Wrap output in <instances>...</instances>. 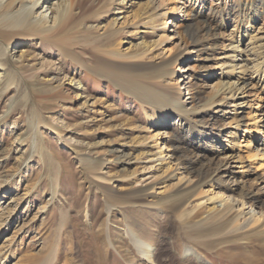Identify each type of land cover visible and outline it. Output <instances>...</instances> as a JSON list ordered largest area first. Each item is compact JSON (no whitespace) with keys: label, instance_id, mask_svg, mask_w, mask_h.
I'll return each instance as SVG.
<instances>
[{"label":"rangeland","instance_id":"rangeland-1","mask_svg":"<svg viewBox=\"0 0 264 264\" xmlns=\"http://www.w3.org/2000/svg\"><path fill=\"white\" fill-rule=\"evenodd\" d=\"M70 1L71 9L64 23L69 19L75 23L73 32L78 35L73 50L83 62L65 57L45 41L19 40L9 47H14L9 57L12 80H6L5 76L0 80V264H150L135 253L129 239L131 230L153 245L156 264L192 262L185 253L188 245L197 248L204 264H264V247L257 240L246 237L232 245L207 249L185 237L183 225L199 223L201 228L202 219L216 206V201L208 199L213 195L211 192L226 195L231 192L225 187L220 190L204 184L188 195L180 207L185 210L184 216H178L179 209L164 208L162 200H175L188 191L192 172L180 174L175 166L169 167L156 158V141L150 137L151 123L146 116L151 111L148 105L113 80L96 75L92 70L94 64L84 65L104 50L123 61L139 60L140 65L160 67L170 51L176 52L181 47L183 53L190 55L186 54L185 61L176 65L175 71L179 73L185 65L195 68L197 56L214 54L218 60L228 49L217 50L222 46L210 49L211 44L220 41L211 38L200 51H189L183 25L191 17H182V11L176 17L178 27L169 24V30L174 28L173 36L157 45L164 26L158 14L165 3ZM258 1L226 0L229 7L225 10L220 0H204L198 5L184 6V10L194 16L202 8L201 21L204 19L225 33L235 27L236 33L238 25L232 17L244 19L242 8ZM179 7L183 9L177 3V10ZM224 10L231 18H225ZM252 26L253 32L264 39V13L255 15ZM166 34L171 35L170 31ZM236 39L243 40V36ZM244 51L248 55L245 61L254 57L248 48ZM250 65L257 93L264 99L262 68L256 67L254 61ZM178 73L175 78L180 76ZM163 82H169L168 77ZM25 93L27 101L23 98ZM70 97L72 101H67ZM175 118L171 114L170 123L178 128ZM37 123V135H32ZM188 128L189 125L178 128L182 132L178 136L173 131L172 136L178 139L171 144L172 148L184 144L187 135L193 137ZM227 130L219 133L211 132L209 127L201 129L203 134L218 135L216 150L190 140L195 148L186 147V154L210 150L214 160H218L228 146ZM231 130L242 139L240 153L245 155L246 143L251 142L253 135ZM33 142L38 143L37 148ZM38 148L41 151L37 152ZM252 163L256 173L233 194L238 196L243 190L253 189L256 181L253 183L252 179L264 175L261 163L258 160ZM251 182L253 186H249ZM257 182L260 187L264 184ZM101 185H108L117 196L140 195L142 199L130 198L131 203L120 205L103 194ZM262 189L259 194L264 198V186ZM146 202L150 205H145ZM255 210L264 211V204L255 206ZM1 220L5 222L1 224ZM196 227L191 228L192 232ZM252 242L254 245H247Z\"/></svg>","mask_w":264,"mask_h":264},{"label":"bare ground","instance_id":"bare-ground-1","mask_svg":"<svg viewBox=\"0 0 264 264\" xmlns=\"http://www.w3.org/2000/svg\"><path fill=\"white\" fill-rule=\"evenodd\" d=\"M153 1H157L161 5L165 3L164 11L159 9L162 12L158 14V18L163 20L164 26L158 41H156L157 45L158 42L162 44L173 36V29L178 27L176 17L182 11V17H191V21L185 22L183 25L184 34L187 36L186 41L189 42V51H200V48L208 40L217 38L220 41L211 44L210 49L222 46L223 48L217 50L224 51V48H227L228 52L218 56V60L214 54L210 57L208 55L197 56L195 61L198 62L196 65L194 64L195 68L185 65L179 69V73L178 70L175 71L176 65L185 61V55L189 54L183 53L179 46L176 52H169L160 67L140 65L139 60L123 61L116 58L114 53L108 54L104 50L99 54H94L91 63L84 62V65L90 67L94 64L92 70L96 75L113 80L125 88L129 94L148 105L151 111L146 113V116L151 123L149 126L150 137L156 141V158L165 161L169 167L175 166L180 174L192 172L186 187L188 191H183L175 200H162L161 204L164 208L174 211L179 209L178 216H184L185 210L180 207L187 201L188 195L195 193L204 184L216 186L220 190H224L225 187L227 192H231L227 195L219 191L211 192L213 195L208 199L212 202L216 201V206L202 219V224L199 225V227L202 225L201 228H198L199 223L183 225L185 237L207 249L232 245L246 237L252 241L261 242V246L264 247V211L258 213L255 210V206L264 204L262 201L264 198L259 194L263 193L264 184L260 187L257 182H263L264 175L261 174L252 179L253 183L254 180L256 181L253 189L243 190L238 196L233 194L237 188H243L247 179L256 173V170L254 172L251 168L252 161L258 160L261 163L260 166L264 167V99L257 93L250 65V61H254L256 67L262 68L264 75V39L253 32L252 26L255 15L264 13V0H259L256 5L251 3L248 5L249 7L242 8L240 12L241 15H244L245 21L242 18L232 17L234 23L238 25L236 33H233L235 27L225 33L217 31L204 19L201 21L202 8L197 9L194 16L184 10L187 5H198L204 0H192L191 2L189 0ZM177 3H180L183 9L179 7L177 10ZM220 3H222L223 9H228L229 4L226 3V0H220ZM71 5L70 0H0V80L2 76H5L6 80H12L9 57L14 47L12 46L10 49L9 47L19 40H39L41 43L45 41L52 44L65 57L83 62L79 58V54L73 50L78 35L73 32L75 23L73 19L64 23ZM161 5L159 8L162 7ZM37 7L39 10H36ZM225 10L223 11L225 18H231ZM246 13L250 15H246ZM153 18L151 17V20ZM169 24L174 28L169 30ZM168 31L171 35L166 34ZM238 35L243 36V40H237ZM91 46L97 48L96 44ZM245 48L251 50V53L253 52V58H246V61L249 62H246L244 58L248 56L244 51ZM164 52H168V50L164 48ZM238 53L243 54L239 55ZM130 63L136 64L134 66ZM230 71L237 73L229 74ZM176 73L180 75L177 78H175ZM165 77H168L169 82H163ZM204 81L206 84L203 83ZM72 84L74 82H70V85ZM205 88H208L207 92H205ZM184 89L186 91H183ZM185 93L189 96H185ZM23 98L27 101L28 95L25 93ZM71 99L73 98L70 97L67 101ZM246 109L247 112H245ZM171 114L176 117L178 128H186L189 125L188 129L193 136L187 135L184 144L178 143L173 148L171 144L177 138L176 135L178 136L182 132L180 129L174 128L175 124L171 125ZM245 119H247L246 123H244ZM38 125L39 123L32 135H37ZM206 127H209L211 132L219 133L221 130L228 129V135L225 137V141H227L225 144L228 146L225 147L224 155L218 160H214L213 152L210 150L190 151V156L186 154V147L191 145L195 148L193 144L189 143L190 140L201 145H208L212 151L216 150L214 145H217L216 140L219 137L215 133L212 135L210 133L203 134L201 129L204 130ZM231 129L253 135L251 142L246 143L245 155L240 153L243 145L242 139H238ZM173 131H176L175 137L172 136ZM85 135L87 134H83V136ZM32 137L34 140V136ZM218 143L220 144V141ZM238 143L241 146L237 147ZM37 144L34 143L35 148H37ZM36 150L37 152L41 151V148ZM246 160L249 164H246ZM108 185H101L104 189L103 194L120 205L131 203L130 198L134 200L141 198L140 195H132L129 198L126 195L117 196ZM250 185L252 182L249 183ZM255 188L257 191H254ZM145 205L149 206L150 202H146ZM4 222L1 220V224ZM193 226L197 227L192 232ZM129 239L138 256L150 264H156L154 247L151 243L140 239L132 230L129 232ZM247 245L252 246L254 243ZM188 246L189 249H185V253L192 262L186 264H204L197 248Z\"/></svg>","mask_w":264,"mask_h":264}]
</instances>
